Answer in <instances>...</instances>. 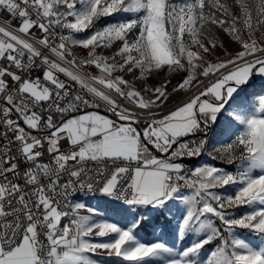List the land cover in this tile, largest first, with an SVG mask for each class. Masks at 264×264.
I'll list each match as a JSON object with an SVG mask.
<instances>
[{"label": "snow or ice", "instance_id": "obj_1", "mask_svg": "<svg viewBox=\"0 0 264 264\" xmlns=\"http://www.w3.org/2000/svg\"><path fill=\"white\" fill-rule=\"evenodd\" d=\"M100 250L264 264V0H0V264Z\"/></svg>", "mask_w": 264, "mask_h": 264}, {"label": "rangeland", "instance_id": "obj_2", "mask_svg": "<svg viewBox=\"0 0 264 264\" xmlns=\"http://www.w3.org/2000/svg\"><path fill=\"white\" fill-rule=\"evenodd\" d=\"M227 2L229 4L232 3V0H227ZM222 39H225L227 41H230V38L227 37L226 33H223L222 31H220L218 33ZM80 35H87V33H83ZM229 48L232 51L238 50L240 45L238 43H236L235 41H231L229 43ZM75 52H79V53H86L84 50H82L81 48H79L78 46L75 47L73 49ZM149 83H157V81L155 79L149 80ZM184 97V93H178V94H174L172 97H170L169 101L165 104V105H169L173 102H175L176 100L182 99ZM215 155V153H213ZM210 158L205 155V157L202 158V162L209 160ZM217 166H223L219 161L216 162ZM228 167V170H234L235 169V165L232 166H225ZM234 187L235 186H228L226 189H217L218 192L220 193H224L225 191H227L229 194H231L234 191ZM190 194V193H188ZM80 202L85 203L86 205L90 206V207H96L98 205V200L96 198L93 197H84L80 199ZM246 210H248L246 207H241L239 209L235 210V214L239 215L242 214L243 212H245ZM231 211V210H230ZM103 215V214H101ZM176 222L173 221V224H175ZM234 231L237 233V235H239L242 238H245L246 241L250 242L253 246H257L259 244V241L261 238H259L256 234L252 233L250 230L247 229H234ZM140 238L146 242H155L157 240V238L167 242L169 244V246L175 245V250L176 251H181L184 247H186L187 245H189L191 243V240H189L188 238H184L181 239L179 238L177 235H170V234H163L161 229H156L155 231L151 228L147 229V231L141 230L140 232ZM195 238V237H193ZM97 241L99 240H107L108 238H95ZM202 257L204 255H206V253L202 252ZM94 258H98L102 264H128V262H123L121 261L119 258L116 257H109L106 253V251L104 250H100Z\"/></svg>", "mask_w": 264, "mask_h": 264}, {"label": "built area", "instance_id": "obj_3", "mask_svg": "<svg viewBox=\"0 0 264 264\" xmlns=\"http://www.w3.org/2000/svg\"><path fill=\"white\" fill-rule=\"evenodd\" d=\"M4 15L7 16V13H4ZM84 55H86V54H82V56H77V58L79 59V58L83 57ZM65 66H67V65H65ZM67 67H69V70H72V71H75L76 70V69L72 68L71 66H67ZM89 71L92 72L93 74H98V70H96L95 68H91V69H89ZM61 78L62 79H67V78L63 77V75H61ZM175 82L176 81L173 80V83H175ZM94 86H96V85H94ZM73 88L79 90V86L76 85V84H73ZM177 101H179V100H176L172 104L164 105V109L163 110L164 111H167L169 108H172ZM89 110H91V109H89ZM101 111H103V110H101Z\"/></svg>", "mask_w": 264, "mask_h": 264}, {"label": "bare ground", "instance_id": "obj_4", "mask_svg": "<svg viewBox=\"0 0 264 264\" xmlns=\"http://www.w3.org/2000/svg\"><path fill=\"white\" fill-rule=\"evenodd\" d=\"M74 52H75V51H74ZM75 53H76L77 56H82V54H86V53H79V52H75ZM153 84H154V83H153ZM84 197H92V196H91V195H89V196H84L83 194H80V197H79V198L81 199V198H84Z\"/></svg>", "mask_w": 264, "mask_h": 264}, {"label": "crops", "instance_id": "obj_5", "mask_svg": "<svg viewBox=\"0 0 264 264\" xmlns=\"http://www.w3.org/2000/svg\"><path fill=\"white\" fill-rule=\"evenodd\" d=\"M183 99V98H182ZM179 100H181V99H179ZM172 104V103H171Z\"/></svg>", "mask_w": 264, "mask_h": 264}]
</instances>
